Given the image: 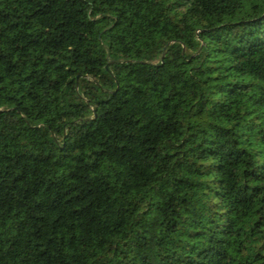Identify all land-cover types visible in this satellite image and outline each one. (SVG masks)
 <instances>
[{
	"label": "trees",
	"instance_id": "trees-1",
	"mask_svg": "<svg viewBox=\"0 0 264 264\" xmlns=\"http://www.w3.org/2000/svg\"><path fill=\"white\" fill-rule=\"evenodd\" d=\"M0 264H264V0H0Z\"/></svg>",
	"mask_w": 264,
	"mask_h": 264
}]
</instances>
